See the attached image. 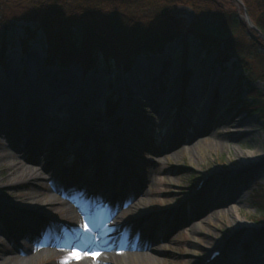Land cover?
I'll use <instances>...</instances> for the list:
<instances>
[{"label": "rangeland", "instance_id": "1", "mask_svg": "<svg viewBox=\"0 0 264 264\" xmlns=\"http://www.w3.org/2000/svg\"><path fill=\"white\" fill-rule=\"evenodd\" d=\"M232 4H230L232 11L235 13L238 11L241 20L247 24L245 32L237 31L229 35L230 39L234 40L233 43L240 48L242 58L233 54V48L227 50L224 42H221V47L210 41L203 46L201 41L194 37L192 40L168 44L162 54L150 55L143 52L137 54V51H134L129 55L133 59L129 71L117 66L114 61L110 63L103 59H100L88 73H84L79 63L74 61L63 63L60 57L49 54L44 32L35 22L13 19L0 30V47L6 46L5 63H0L1 87L10 71L12 59L21 77L27 78L29 74L36 73L31 67L32 52L36 51L44 61V69H53L69 75L76 74V82H72L76 96L64 95L70 99L73 111L65 112L64 115L75 120L73 112L77 114L83 105L82 98L78 96L80 91L85 93V106H90L93 102L91 110L99 111L95 117L92 112L89 113V116L93 117V123L87 128L92 134L98 133L104 139L98 138V144L90 142V152L85 161L79 157L81 144L77 145L74 153L68 154V149H65L56 160L57 166L53 168L55 175L64 178L69 175L76 180L83 177L88 183L87 189L81 196L73 195V198L87 199L90 197L87 195H92V199L97 200L105 194L112 195L111 198L120 191L125 173L130 171V184L126 194L129 198L133 197L125 203L128 206H120V211L118 209L111 217L99 222L96 229L100 234L114 235L132 228L137 214L131 201L142 192L141 202L148 203L154 219L165 217L168 220L165 227L170 230L171 238L166 239L167 232H164L163 241H156L151 247L166 249L172 264H202L214 250L223 246L227 238L229 239L223 255L215 264H252L253 254L260 247L258 245L264 243V217L261 216L256 204L259 197L264 194V119L260 113H251L246 106L244 107V103H250V108L254 105L253 109L256 105L264 103V38L259 39L257 44L254 42L250 36L252 33L250 29L253 28L246 21L243 7L236 0H233ZM177 14L184 17L189 24L195 20V12L190 6L179 7ZM124 47L129 46L125 44ZM221 51L234 56L219 60L218 52ZM154 61H158L157 75L153 76L151 83L147 80L144 82L142 78L137 84L130 80L139 63L149 64ZM239 63L245 67L239 66ZM141 74L143 75V72L138 73ZM249 77L250 81L243 82ZM91 83L93 89H90ZM142 87H145L144 91L139 90ZM254 89L262 92L261 96L259 94L262 102L254 99L258 97ZM191 93L197 96L195 102L191 101ZM159 95L161 97L168 95L162 101L165 105L167 104L165 101L169 102L166 106L160 103L154 106L155 101L159 100ZM111 96L115 99L121 98L122 102L111 114L112 117H109L107 100ZM53 98V93L46 96L47 103H51ZM30 99L27 97L26 101L29 102ZM11 102L14 101H8L6 117L12 115L11 119L14 120L19 112L15 109L9 112V106L13 104ZM126 104L130 111V119L125 129H117L116 119L121 116L122 108ZM215 104L219 106L216 108ZM204 107L209 109V113L207 120L201 121L199 125V115ZM49 115L52 117L54 113L50 111ZM27 123L29 124V120ZM15 125L12 121L7 136L0 133V146L11 144L24 150L28 156L34 155L32 149L36 148L39 142L36 145L37 139L34 143L29 141L30 137L26 130L22 142H17L12 136ZM64 125L60 128L59 137L64 136L69 128V124ZM174 135L181 138L177 139L175 145L161 149L162 144L167 145ZM177 147L181 149L176 156L169 159L164 157L165 152ZM71 148H74L73 145ZM250 151H254L262 158L237 170L235 167L237 164L249 160ZM13 154L10 160L0 159V200L4 203L12 200L19 206L25 197L36 192L46 193L49 183L32 179L30 173L16 175V165L21 163L23 167L28 168L35 164L32 159L23 160L18 153ZM43 157L33 156L39 161H42ZM51 159L45 158L42 164L47 165ZM103 164L110 166V170L100 168ZM68 169L73 171L68 174ZM207 174L211 175L206 180L204 190L198 193L197 187ZM51 183L62 185L55 177ZM67 187L73 186L71 184ZM98 187H102L103 191L99 192V189H96ZM235 193H239V200L231 197ZM215 199H218V205L211 207V204L209 207L208 202ZM112 204L113 202L108 203V209ZM180 205L186 215L178 219L175 215L178 214L176 209ZM9 208L11 207L6 209ZM208 209L211 211L203 216L197 214L198 219L191 218L194 212ZM6 216L3 213L0 226H3L2 224L11 226L9 220L13 218L11 216L8 220ZM69 216L70 211L66 207L61 205L51 207L48 214L42 217L40 223L43 229L38 235L43 232L44 227H48L58 218L61 223L67 222L65 225L68 226ZM92 222L96 223L97 220L94 219ZM117 225H121V228L124 226V231L112 229ZM150 232L151 230L148 231ZM160 233L162 232L159 231ZM72 234L78 235L74 231ZM62 238L58 236L57 239ZM66 239L68 238H63V241ZM81 241L85 239L81 238ZM12 247V240L0 235V257ZM43 250L35 264H56L65 259L62 255L56 256V252L48 254L47 248ZM193 250L196 252L194 256L191 255ZM126 254L127 252L123 250L121 261L116 263L132 264ZM261 259L258 264H264V251ZM113 260L116 261L114 258ZM134 262L133 264H140Z\"/></svg>", "mask_w": 264, "mask_h": 264}, {"label": "bare ground", "instance_id": "2", "mask_svg": "<svg viewBox=\"0 0 264 264\" xmlns=\"http://www.w3.org/2000/svg\"><path fill=\"white\" fill-rule=\"evenodd\" d=\"M157 62L158 61H154L149 64H145V62L139 63L136 71L132 73L130 80L137 84L138 80L142 78L144 82L147 80L151 83V81H153V76L157 75ZM31 67L36 73H31L27 78L24 77V79L18 74L15 69V62L12 59L10 71L7 74L6 80L3 81L4 83L2 87L0 83V118H4L2 121L0 119V133L7 136V133L10 132L8 131V128L12 127L13 121L16 125L14 129L15 131L12 132V136L15 137L17 142H22L26 130L30 137V140H28L34 143L37 139L36 145L38 142L39 144L36 148L34 147V149H32L35 153L30 156L26 155L21 148H15V146L11 144L4 146L1 145L0 159L10 160L14 155V152L18 153L23 160L32 159L34 161L33 164H35L36 167L33 165L25 168L20 163L16 165V175L30 173L32 179L45 181L46 183L48 182L49 188L46 193L36 192V194L30 195L29 197L23 196L25 197L24 201H22L19 206H16L15 209L9 208L7 210V207L0 205V218L3 213L7 215L6 219L8 220L11 216L13 218L12 220H9L11 226L6 224L0 226V235L10 238L13 244V247L0 257V264H35L37 259L43 253V248H47L48 254L52 255L51 253L54 252L52 248L54 247L60 248L56 253V256L62 255V257H65L63 262H56V264H117L116 262L121 261L120 257L123 250L127 252L126 257L132 264L134 261L139 262L140 264H157L158 262L161 264H164V262L172 264L171 260L168 258L166 249L156 246L151 247L156 241H163V238L165 237L164 232H167L166 239L171 238L170 230L165 227L168 220L163 216V219L160 217L154 219L155 216L150 212L148 203L145 204L141 202V196H143L142 192L131 201V204H134V211L137 214L136 221L132 224V228H127V230L124 231L125 224L123 228H121V225H117L112 227V229H117V231L123 229L124 233L121 232V234L116 233L114 235L108 233L100 234L96 229V225H98L99 222L111 217L118 209L120 211L121 208L119 207L126 205L125 203L132 199L133 196L129 198L126 194V189L130 184V171L125 173V180H123L124 182L121 184V190L115 194L113 193L114 196L111 198L110 196L112 195L105 194L104 197L100 199L98 198L93 203L88 202L87 199L84 201L83 206L80 204V201H78L79 199L76 200L66 194V189H69L67 185L72 184L76 193L82 195L86 191L88 183L83 177H81L82 179L80 178L79 180H76L70 178L69 175H66V178L55 175L53 168L57 166L56 160L59 158V154L64 153L63 151L65 149H68V154L74 153L76 152L77 145L81 144L79 156L85 161L90 152V142L96 143V136L82 126H79V123H75L74 118L70 119V117L63 114L65 112L73 111L70 99L68 100L64 95L68 94L71 97L75 95L72 82H76V74L69 75L53 69H44V61L36 51L32 52ZM139 72H143V75H138ZM55 80H57V82ZM93 88L94 86L91 83L90 89ZM139 90L144 91L145 87H142ZM52 93L54 94V98L51 103H47L46 96H49ZM84 94L83 91H80L78 96L84 99ZM167 96L161 97L159 95V100L155 101L154 106H158L159 103L162 106H166L169 102L165 101L167 103L165 105L162 101L166 99ZM27 97L31 98L29 102L26 101ZM190 97L191 101L195 102L194 100L197 98L196 94L191 93ZM8 101H14L11 102V104H13L9 106V112L11 113L14 109L19 112L18 117L14 120L11 119L12 115L6 117V114L8 113ZM169 101H171V99H169ZM92 106H94L93 102L90 106H87L88 109H86V112H92L91 114L95 117V115H98L97 113H99V111L98 109H93V112L91 110ZM214 106L217 108L219 105L215 104ZM50 111L54 113L52 117L49 115ZM208 113L209 109L204 107L199 115V125L201 124V121L205 122L207 120ZM28 120L29 124L27 123ZM66 123L69 124V128L64 136L59 137V134L61 133L60 128L64 127V124ZM177 132L178 134L180 133V131ZM176 135L171 137L172 140L168 142L167 145L162 144L160 148L162 149L164 147V149H167L171 145H175L174 143L177 142V139L181 138ZM72 145L74 147L73 149L71 148ZM180 147L168 150L165 152L164 157L168 159L173 158L180 152ZM157 151L159 152L160 150ZM33 156L44 157L42 161H39L38 159L33 158ZM45 158H52L53 160L51 159L50 163L44 165L42 162ZM261 158L262 157H258L254 151H250L249 160H244L245 162H243V164H237L235 167L238 170L243 166L251 165L253 162ZM32 160L30 161L32 162ZM39 164L42 166H37ZM84 165H86L85 162ZM129 165L130 164H127V166ZM101 167L106 171L110 170V166L107 167L106 164H103ZM71 171L73 170L68 169V174L71 173ZM54 177L58 183H62L63 185H55L54 183H51ZM83 179L84 181H82ZM98 189L103 191L101 190L102 187H98ZM216 192L217 191H215V194ZM231 197L239 200V193L232 194ZM109 202H113V204L112 207L108 209ZM55 205H61L70 211V216L67 218L68 226L59 225L54 222L48 227H44L43 232L38 235L43 229L42 223H40L43 215L48 214L51 207ZM209 205H211V207L218 205V199H215V201L212 202L209 201L208 206ZM11 209L12 211H10ZM209 209L202 212H194L191 214V218L198 219L197 214L203 216V214L211 211ZM88 211H92V214L95 217L94 219L97 220L96 223L92 222L91 215ZM176 211H178V214L175 216H177L178 219L179 217H185L186 214L183 213L184 210L182 205H180L179 208L177 207ZM85 222L89 225V230H85ZM71 227L72 229L70 230ZM155 228L157 230H154ZM149 230H151L150 233H148ZM71 231L76 232L78 235L72 234ZM159 231L162 233L159 234ZM57 234L63 235L65 238L68 237V240H58L56 237ZM81 237H84L85 241H81ZM258 246L260 247H258L257 251L253 254L254 257L252 259V264H258L260 260H262L261 254L264 251V243H260ZM73 248L79 249L82 253L98 252L99 255L94 256L84 254L81 255L79 259L72 257L66 261V257L69 256ZM191 252V255L193 256L196 253L194 250ZM113 258L116 261H114Z\"/></svg>", "mask_w": 264, "mask_h": 264}, {"label": "trees", "instance_id": "3", "mask_svg": "<svg viewBox=\"0 0 264 264\" xmlns=\"http://www.w3.org/2000/svg\"><path fill=\"white\" fill-rule=\"evenodd\" d=\"M243 2L264 34V0ZM232 3L233 0H0V30L13 19L35 22L44 32L49 54L60 57L63 63H79L85 73L100 59L114 61L127 71L133 61L129 55L134 51L150 55L162 53L168 44L194 37L203 46L210 41L220 47L224 42L227 50L233 48V54L242 58L240 48L229 35L245 32L247 24L241 20L238 11H232ZM181 6H190L195 12L192 24L177 14ZM250 31L254 42L259 43L263 37L255 29ZM125 44L129 47H124ZM5 53L4 45V48L0 47L1 64L5 63ZM233 54L221 51L219 60ZM239 66L245 67L242 63ZM247 80L250 81V77L243 82ZM254 92L259 97L254 99L261 100L262 92L258 89ZM107 101L110 114L120 99L111 96ZM245 106L251 113H260L264 119V103L254 109V105L249 107L250 103H244ZM256 204L264 217V194Z\"/></svg>", "mask_w": 264, "mask_h": 264}, {"label": "snow or ice", "instance_id": "4", "mask_svg": "<svg viewBox=\"0 0 264 264\" xmlns=\"http://www.w3.org/2000/svg\"><path fill=\"white\" fill-rule=\"evenodd\" d=\"M84 228L85 230H89V225L87 224V222L84 223ZM84 254H88V255H99L98 252H89V253H82L79 251V249L77 248H73L71 253L69 254L68 257H66V261L67 259H70L72 257H75L76 259H79L81 255H84Z\"/></svg>", "mask_w": 264, "mask_h": 264}, {"label": "water", "instance_id": "5", "mask_svg": "<svg viewBox=\"0 0 264 264\" xmlns=\"http://www.w3.org/2000/svg\"><path fill=\"white\" fill-rule=\"evenodd\" d=\"M242 6H245L244 5V3H243V1H241V0H237ZM245 17H246V20H247V22L249 23V25L252 27V28H254V29H256L263 37H264V34L253 24V22H252V20H251V18H250V16H249V13H248V11H247V9L245 8Z\"/></svg>", "mask_w": 264, "mask_h": 264}]
</instances>
